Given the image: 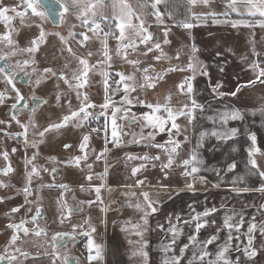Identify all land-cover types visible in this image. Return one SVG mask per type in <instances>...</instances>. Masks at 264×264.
I'll use <instances>...</instances> for the list:
<instances>
[{
	"label": "crops",
	"instance_id": "0c3cea01",
	"mask_svg": "<svg viewBox=\"0 0 264 264\" xmlns=\"http://www.w3.org/2000/svg\"><path fill=\"white\" fill-rule=\"evenodd\" d=\"M58 1L64 5V0ZM126 2L135 12L141 14L142 19H145V26L153 29L156 18L151 15L153 10L150 7L141 8L146 0H126ZM212 2L214 3L215 0ZM105 4L106 7L102 11L109 19L98 20V22L104 25H115L116 21L112 17L119 14V4L117 3L115 10L110 0H105ZM158 8L165 14L162 18L163 23L158 24L186 34L191 49L194 45L198 50L194 53L195 62L206 68L208 73V75H201L197 71L198 75L192 80L194 91L191 99L194 98L197 103L203 105V111L198 109L196 119L189 122L191 139L189 157L195 151L198 159L203 162L199 165L201 171L196 175L204 177V180L197 178L194 188L191 189L187 187L174 189L169 186L149 189L120 187L114 195L118 198L114 208L111 209V206L100 202V205L97 204L98 208H94L96 206L89 208L88 226L99 227V230L90 233L89 239L101 246L102 259L88 260V264H145L141 256L134 255L143 241H147V247L143 249L148 253L147 264H163V261L170 256L181 258L180 264H189L193 255L198 256L204 248L212 254L205 257L206 264L209 259H215L216 253L226 242L229 243L226 257L232 261V264H236L235 260L238 258L241 264H264V232H262L264 207H261L264 205V194L255 191L264 185V177L250 171L249 163V149L254 147L250 135L255 134V147H258L260 152L253 153L251 158L257 161L258 170L264 171V113L260 111L264 109V83L256 80V73L249 66L253 61H259L264 67V28L259 26V22L264 20V17L258 15L253 19L241 20L245 23L233 27L229 21L217 17L222 15L211 16L209 13L212 11L208 9L209 7L205 8L197 4L189 10L187 0H167V3H161ZM144 12L148 13L146 17L143 15ZM169 12L172 13L171 17L167 15ZM190 12L209 14L206 15L208 19L192 20L191 22L196 26L192 29H184L179 26V22L188 17ZM212 18L222 22L217 23V20ZM63 19L76 21L78 25L83 18H78V10L73 8L64 12ZM133 23L138 24V21L133 20ZM257 53L259 55H256ZM249 81L256 82L249 84ZM216 85L221 87L214 92L213 88ZM241 85L244 87L236 96L221 97L217 94L218 92L231 93ZM230 109H239L244 118L222 123L218 114ZM233 128L238 129V133L231 139H221L211 135L213 131L223 134ZM203 133L208 135L203 138L201 146ZM232 163L236 164V168L229 171L228 166ZM190 178L189 183H192V177ZM198 180L206 187H198L196 185L199 184ZM234 181H236L235 185ZM233 187H248L253 191L234 192ZM143 192L150 194V199L158 208L156 213H151L147 217V225L144 222H138L139 215L144 211L135 207L140 202L132 198L133 193L140 195L142 197L140 204L143 205L141 195ZM93 209L97 211H92ZM206 209H216V211L208 217L201 216L199 222L207 221V226L199 230L198 242L193 244L189 237L197 235L195 216ZM229 215H233L231 221L233 224H236L241 216L243 217V225L239 231L229 230L224 226V219ZM252 223L256 224V229L251 235L254 237L253 247L258 254L249 260L243 249L248 244V228ZM140 224L139 229L135 230L134 226ZM160 225H163V228ZM170 227L180 230L175 244H171L172 233L168 231ZM126 228L130 229V234L142 230L143 238H134V241L133 234L123 237L127 232L124 230ZM230 232L233 238L228 241ZM212 236H217L218 239L211 244L203 243ZM186 244L187 250L181 252ZM168 245H171V248L166 251L165 246ZM89 254L88 248V256ZM91 255H95V249L92 250ZM196 264L201 262L197 261ZM220 264H223V261Z\"/></svg>",
	"mask_w": 264,
	"mask_h": 264
},
{
	"label": "rangeland",
	"instance_id": "374dc122",
	"mask_svg": "<svg viewBox=\"0 0 264 264\" xmlns=\"http://www.w3.org/2000/svg\"><path fill=\"white\" fill-rule=\"evenodd\" d=\"M205 7V6H204ZM206 8V7H205ZM210 11L217 14L225 12V4L223 0H215L212 5L208 8ZM258 16V15H256ZM221 17L223 20L229 21V23L241 20L253 19L255 16L251 15H239L235 12L230 13L227 16H217ZM208 19V18H206ZM215 19V18H212ZM217 20V19H215ZM101 23V28L104 32H115L118 34V29L114 25ZM159 22L155 18V25L153 29L148 28V31L152 33L154 40L149 42L148 46L153 47V51L144 55L146 51V46L140 44L139 47L133 51L132 49H127V59H125L117 49L121 48V42L117 40L113 35L107 37L104 36L103 32L94 34L88 30V27L84 26L82 21L78 22V25L71 20L63 19L61 26L52 31L51 33H45V42L42 43V56L41 57V68L52 67L56 74L52 75L50 80H42L40 82V90L38 94L41 97H45L48 101V105L42 108L38 115V122L41 124V132L49 125L60 123L65 115L70 114L68 101H71V110H77L80 106L81 101L77 98V90L81 93H87L89 100L93 102L97 107L91 109L98 118H90L88 121L84 122L82 127H77L75 123H69L66 127L51 130L46 132L44 139H55L56 145L58 147V156L62 157L61 161L70 160V158L77 155H82L79 148V144L82 142V137L85 134H90L89 147H87L88 159L87 161H82L79 167L71 164L67 170L70 172L72 183L69 184L67 190L61 188L57 192L56 196H53L52 203L50 206V213L53 219L57 223L66 219L65 209V193L72 192L71 200L78 201L79 204L84 202L86 207L98 208L97 203H105V205L111 206V209L115 207L118 198L114 196L116 191L120 187H143L146 188H160L162 186H169L174 189H183L187 187V184L191 181L190 177L183 175L185 171L184 167L180 163H174L173 167L168 170L166 178L165 172L161 169V163L166 162V153L164 149L157 148L154 145L161 144L168 146V141L170 140V124L166 127L164 132H159L153 129L151 126H146V121L141 120L140 123L132 124L125 119H121V113H118L117 119V131L119 144L117 145L116 140L112 137V125H111V112L112 108L108 109L107 116H100L99 113L101 109L99 105L105 102V84L104 81L106 77L102 75L104 72L110 74L107 77L108 91L107 94L111 97L112 103L116 107L129 108L131 111L129 117L132 114H136L140 117L142 113H148L151 109L144 106L143 103L137 101L145 102L148 104H165V97L171 93L172 100L171 105L176 107H181L185 103L190 104L191 94L181 93L178 90V85L181 84L185 78L192 75L191 71H167L169 68H180L186 69L190 61L195 62L194 53L190 47L188 36L183 34V32H177V29H167L163 25L158 24ZM75 24V25H74ZM146 27V26H145ZM131 30H126V35L130 34ZM165 31H167V40L169 43L165 44ZM63 35L67 39V43L61 41L58 35ZM70 33H74L72 36ZM81 33H86L90 39L84 41ZM106 41L107 51L111 56V60H107L103 55L105 50ZM160 43L163 55L160 60L154 59L155 56L161 55L160 50L154 48V43ZM71 48V52L68 49ZM91 53L92 55H88ZM179 55V59H176ZM87 59L89 64V72L87 76V84L79 89L70 88L64 80L60 79V74H63L70 83L77 84V81L73 79L74 74L79 75L82 71V66L79 63V59ZM128 60H138L140 63L133 66L128 63ZM110 65V67H109ZM144 69H148V74L151 76H156V74H163V79L156 82L155 88H137L135 92L125 93L123 86L120 85L118 89L117 81L119 77L117 73H124L125 75H135L138 80H143L145 75ZM198 72L196 73V76ZM57 95L60 96L59 101L57 100ZM127 95L128 99L132 101L128 104L125 100ZM159 115L166 116L163 112V108ZM177 123L181 126L179 134H176L175 129L171 130V138L178 140L181 143V147L178 149L177 160L189 158V150L191 146V139L189 134V120L186 117H180ZM92 129H99V131H92ZM40 132V131H39ZM149 133H154L155 139L140 140V137H148ZM1 137V136H0ZM140 140L139 143L133 142V140ZM72 145V152H65L63 146L65 144ZM105 148L107 151L105 152ZM101 152H104V156L97 159V156ZM148 155L149 157L159 155L160 160L154 161L152 163H147V166L141 169L135 176L132 175V169L134 167H139L140 164L146 163L141 159H128L129 156L132 157H142ZM67 156V157H66ZM70 157V158H69ZM61 161L58 165L61 166ZM153 163L155 166H153ZM90 164L92 167L89 169L86 165ZM107 170V171H106ZM91 176L90 180L91 189L82 190L81 186L84 183L85 176ZM143 180V185H138L137 181ZM198 187H206L204 183L200 180ZM100 187V193H103L101 199L99 193V199L97 198V193L95 189ZM188 189V187H187ZM122 196V195H121ZM141 203L142 197L138 194L132 195ZM150 196V194H149ZM91 201L92 203H88ZM136 202V201H135ZM100 205V204H99ZM108 207V206H107ZM92 211H97L93 209ZM102 212L100 214V219L102 220ZM89 214H85L74 217V222H79L80 220H88ZM144 217V212L139 215L138 222H144L142 220ZM97 218V217H96ZM111 218V217H110ZM101 226V224H99ZM141 226V224L139 225ZM137 230V228H134ZM127 231L124 233L123 237H129L130 229H124ZM144 236V234H143ZM139 238L135 233L133 234V239ZM220 247L222 245L219 244ZM237 259L235 260V262ZM240 264L242 263L239 259Z\"/></svg>",
	"mask_w": 264,
	"mask_h": 264
},
{
	"label": "snow or ice",
	"instance_id": "6c2138e0",
	"mask_svg": "<svg viewBox=\"0 0 264 264\" xmlns=\"http://www.w3.org/2000/svg\"><path fill=\"white\" fill-rule=\"evenodd\" d=\"M111 5L113 9L115 10L117 3L119 4L120 7V12L118 15H114L112 17L113 20L116 21L114 27L118 29V34L115 32H104V30L101 28V23L99 21H107L109 19L108 16L103 14V8L106 7L105 0H64V5L63 9L64 12H68L71 9L75 8L78 10V18H83L82 23L84 26L88 27V30L93 32L94 34H97L99 32H103L104 36L107 37L109 35H113L117 40L121 42V48L117 49L121 53V55L127 59V49H132L135 51L140 44H143L146 46V51L144 52V55H148V53L153 51V47L148 46L150 41H153V35L151 32L148 31V28L145 27V19L141 18V14H138L135 12L129 4H127L126 0H110ZM225 4V12L217 14L215 12L209 13L211 16L215 17L217 15H224L227 16L230 13H237L239 15H251V16H256L259 15L260 17H264V0H223ZM161 3H167V0H146L144 4L141 5L142 9H147L151 8L153 11L151 12V15H154L156 17V20L159 23H163V16L165 15L164 13L160 12L158 5ZM212 3V0H187V4L189 5V10L191 7L196 6L197 4H201L205 7H210ZM22 6L24 8V11H19L17 7H4L0 6V19L4 20L5 22L10 23L15 17H20L21 22L26 18L28 15L27 10H31L32 15L35 17H38L41 21H45L48 19V13L45 11L38 10L39 7H41V0H22ZM12 12L14 15H7V13ZM209 14H197L194 12H190V15L186 17L184 20L179 22V26L183 27L184 29H192L196 25L192 23V20H200V19H205L206 15ZM143 15L146 17L148 15L147 12H144ZM169 17L172 16V13L169 12L167 13ZM133 20L138 21V24H134ZM61 22H63V14H61ZM217 23H220L222 21L217 20ZM245 23L244 21H235L232 22L233 27H237L239 24ZM40 27V34L38 37L33 39L31 41V47L25 48V49H18L15 47L16 41L12 39L11 32L5 33L4 35H0V43H3L5 47L8 49L7 51H0V61H6L10 60L11 57L17 55L18 52H28V53H33L39 50L40 44L45 42V32L43 29V24L41 23L38 25ZM251 27V25H246ZM259 26L261 28H264V20H261L259 22ZM126 30H131L130 34L126 35ZM56 35L59 36L61 41L67 43V39L63 36L60 35L59 33H56ZM70 35L74 36V33H70ZM80 35L83 36L84 41H87L90 39V37L86 33H81ZM165 35V40L164 43L167 44L169 41L167 40V31L164 33ZM105 44V50L103 55L106 57L107 60H111V56L109 55V52L107 51V46H106V41L104 42ZM154 48L156 50H160L161 55H157L154 57L156 60H160L161 56L163 55V51L161 49L160 43L156 42L154 43ZM68 51H72L71 48L68 49ZM193 53L198 51L195 46L193 45L192 48ZM89 56L92 55L91 53L88 54ZM256 55H259L257 53ZM176 59H179V55H177ZM24 66L29 64V61H24ZM34 63V61H33ZM79 63L82 66V71L80 72L79 75L73 76V79L77 81V84H72L68 81V79L63 75L60 74V79L64 80L66 84L69 85L70 88H82L87 84V76L89 72V64L87 59L80 58ZM128 63L132 64L133 66L139 64L140 62L138 60H128ZM24 66H21L19 64L13 66L12 64H5L4 66L0 67V74H3L4 76V82L8 85L11 86L12 91L16 93V99L17 103H14L12 105V114L11 118L16 122V124L20 125V127L23 129V132L20 133L19 135H23L25 138V142L27 143V132H28V125L27 124H22L21 121L17 118V112L20 110L18 108V102L23 101L25 97L21 95L20 90L16 87L15 84V78L19 74L16 69L19 68L20 71H24ZM250 68L256 73V80H258L260 83H264V67L261 66V63L259 61H253L250 65ZM110 67V65H109ZM8 69V71H6ZM36 69H33V72H35ZM167 71H191L192 75L190 77L185 78V80L178 85V90L181 93H187V94H192L194 89H193V84L192 80L195 79L197 71L201 75H208L206 68L203 66L199 65L198 63L194 61H190L186 67V69H180V68H169ZM145 75L143 77V80H138L135 75H125L124 73H117L116 75L119 77V80L116 82L119 86L122 85L125 93L128 92H135L137 88H155L156 87V82L159 80L163 79V74H156V76H151L148 74V69H144ZM45 74H51L53 76L57 75L56 72L53 71V69L48 68L44 69ZM106 77L104 84H105V102L99 105V108L101 109L99 115L100 116H107L108 115V109L112 108L111 112V125H112V137L114 140H116L117 145L119 144V140L117 139L118 137V125H117V119L118 113H121L122 115L120 116L121 119L127 120L129 123L136 124L140 123L141 120L146 121V126H151L153 129L158 130L159 132H164L166 130V127L170 124V128L168 129L170 132V140L168 141V146L166 147L165 145L161 144H156L154 145L157 148H162L164 149L166 153V162L161 163L160 167L161 169L165 172V178L167 175L168 170H170L174 163H180L183 165L185 171L182 173L183 175L187 177H192L193 182L187 184L188 188H194V183L195 180L198 178L201 181L204 180V177L200 176L197 177L196 174H198L201 171V168L199 165H201L203 162L198 159V155L195 151L192 152L189 158L187 159H182V160H177L176 158L178 157V149L181 147V143L174 139L171 138V130L175 129L176 134H179L181 130V126L177 123V120L180 117H186L188 118L189 122L191 123L196 119V111L199 109L203 111V105L197 103V101L192 98L190 99V104L185 103L181 107H176L174 108L171 105V100L172 96L171 93H169L165 97V104L161 105L159 103L153 105V104H148L145 102L137 101L139 103H143L145 107L151 109L150 112L148 113H142L140 114V117H137L136 114H132L131 117H129L130 109L129 108H121V107H116L112 101L111 97L107 94L108 91V83H107V77L110 76L108 72L102 73ZM41 80L38 78L35 83L37 86H39ZM256 81H249V84H254ZM31 83V81H29ZM221 85H216L213 88V91H217L218 88H220ZM244 87V85H241L236 88L235 91L231 93H224V92H218L217 94L221 97L225 95H231V96H236L237 93L241 90V88ZM77 98L81 101L80 106L77 110H71V101H68L69 104V109H70V114L65 115L60 123L52 124L49 125L48 128H45L44 131L39 133L40 137H44L45 133L51 130H56L60 129L63 127H66L69 123H75L77 127H82L84 125V122L88 121L90 118H98L96 114L93 111H90L91 109H95L97 105H95L93 102L89 100V97L87 93L81 94L77 90ZM5 99L4 93L0 92V103H2ZM33 100L37 99L36 97H32ZM60 96L57 95V100L59 101ZM125 100L128 104H131L132 101L128 99L127 95L125 96ZM42 103H47V101H42ZM29 105L25 103L23 105V108H28ZM163 108V112L166 113V116L159 115L158 113L161 112V109ZM262 113H264V109H260ZM31 112L35 114L36 108L33 107L31 109ZM255 114V113H253ZM219 119L221 120L222 123H227L229 120H242L244 118L243 113L239 109H230L226 110L224 112H221L218 114ZM6 122L4 120H0V124H5ZM32 123V122H30ZM10 126V124H9ZM35 127L36 125L33 123L32 125ZM92 131H99V129H92ZM238 133V129H231L228 132H225L223 134L218 133L213 131L211 133L212 136H217L221 139L228 138L231 139ZM8 135H11L10 133ZM208 133H203L201 135V146L203 142V138L207 136ZM144 139H149V140H154L155 135L154 133H149L148 137H140V140ZM250 139L252 141V144L254 147L249 149V156H250V171L257 172L258 175L261 177H264V171H259V166L257 165V161L254 158H251L253 153L260 152V149L258 147H255V142H256V136L255 134L250 135ZM90 140V134H85L82 137V142L79 144V148L81 150L82 155H77L73 158H71L69 161H66L68 164H74L75 166L79 167L81 165L82 161H87L88 159V153H87V147L89 144ZM140 140H133V142L139 143ZM32 147H37L36 142H32ZM64 147L71 148V145H64ZM15 151V149H13ZM105 152L107 149L105 148ZM4 158L7 160L8 159V152L4 151L3 152ZM104 156V152H101L99 156H97V159H100ZM128 159H141L145 161L146 163H142L139 165V167H134L132 169V175L135 176L138 172L141 171V169L145 168L147 166V163H152L154 161H159L160 156H152L149 157L148 155H144L142 157H132L129 156ZM35 160V155L28 160L26 163H32V161ZM89 169H91V165L88 164L86 165ZM153 166L155 164L153 163ZM236 168V164L232 163L228 166V170L232 171L233 169ZM13 171V169L9 166L4 170V175H7L9 172ZM44 171H48V169H44ZM107 171V170H106ZM52 173H56L57 169L52 168L51 169ZM39 170L33 166L31 171L28 173V183L29 185L31 184V178L33 175H38ZM88 180H91L92 177L89 175L87 177ZM144 181L143 180H138L137 184L138 185H143ZM236 181L233 182L235 185ZM53 185H49V187H52ZM0 187H7V185H4L3 182H0ZM57 187L64 188L67 190V185L60 184ZM24 193L25 195H31V191L29 187L24 188ZM97 193V198L99 199V193H100V187H97L95 189ZM232 191L234 192H249L253 191V189H250L248 187H243V188H237L233 187ZM255 191L260 192L264 194V185L260 186L259 188L255 189ZM132 195H136L133 193ZM143 196V205L138 203L135 205L136 208H139L144 211V224L147 225L148 219L147 217L151 213H156L158 211V208L155 206V203L150 199L149 193L148 192H143L141 193ZM3 198H0L2 200ZM88 203H92L89 201ZM261 207H264V205H261ZM13 213L18 212L19 208H13L11 209ZM216 211V209H206L203 213H197L195 216V220L197 221L195 228H196V233L197 235L190 236L189 239L193 244L198 242V233L199 230L205 226H207V221L204 223H200L201 216L203 217H208L211 215L212 212ZM72 214V209L68 208L67 209V215L71 216ZM40 213L37 211L36 216L32 218V221L35 223V221L38 219ZM234 215H238L234 213ZM233 220V215L226 216L224 219V226L227 227L229 230L231 229H236V231H239V228L242 227L243 225V217L241 216L240 220L236 223L233 224L231 221ZM61 222H63V217L61 219ZM27 222L23 221L20 224H9L8 227L11 229H14L15 232L10 238V245L15 246L17 244V240L19 239V231L22 230L25 235H28L30 232V229L25 227V224ZM88 221H85V224H87ZM171 224V221H169ZM187 223V221L185 222ZM137 229H139V225H135ZM161 228H163V225H160ZM83 229V225H73V233L76 232L77 229ZM90 231H84L82 234L85 236H89L90 233H93L96 231V228L89 225ZM256 229V224L252 223L249 228H248V244L247 246L243 249L244 254L247 256L249 260H252L258 253L256 249L253 247V239L254 237L251 235V233L254 232ZM170 233H172V240L171 244H175L176 242V236L180 234V230L176 229L174 227H170L168 230ZM262 232H264V228H262ZM33 235L39 237L42 234L46 235V232L44 229H39L37 226V230H35ZM137 236H140L143 238V231L138 230L135 233ZM69 237L74 239V236L71 233H57L54 237L53 240L56 241L57 237ZM232 235L231 232L229 233L228 236V241L232 240ZM218 239L217 236H212L210 239L204 241V244H211L214 240ZM89 256L88 260H96V259H102V248L101 246H98L94 244V242L89 239ZM66 245H59V244H54L55 247V259L63 260V264H69V255L67 253H64L63 255L60 252V248ZM147 247V241H143V243L140 246V249L138 252L134 253V255H139L141 256L145 264H147V259H148V253L144 251ZM171 248V245L165 246V250H169ZM188 248V245L186 244L183 249H181V252L186 251ZM95 249V255H91L92 250ZM229 249V243L226 242L225 245L216 253V257L214 260L209 259L206 264H220L221 261H223V264H232V261L229 260L226 257V253L228 252ZM173 252L175 249H171ZM16 252H19L21 256H28L27 252H22L19 247L15 248ZM212 254L206 250V248L201 249L200 254L197 256L196 254L193 255V258L189 261V264H196L197 261L201 262V264H205V257H209ZM5 259L9 260V264H12V262L17 261L18 257L16 255H10V256H0V261H3ZM180 259L177 258L176 256H170L167 259L163 261V264H180ZM55 264V260L53 262ZM78 264V262H77ZM236 264H240L239 258L236 261Z\"/></svg>",
	"mask_w": 264,
	"mask_h": 264
},
{
	"label": "flooded vegetation",
	"instance_id": "af4514ba",
	"mask_svg": "<svg viewBox=\"0 0 264 264\" xmlns=\"http://www.w3.org/2000/svg\"><path fill=\"white\" fill-rule=\"evenodd\" d=\"M0 6L17 7L19 11H24L22 0H0ZM38 10L43 11L41 7ZM27 11L28 15L23 22H21V18L18 16L10 23L0 19V35L11 32L12 39L17 42L15 47L18 49L32 46L31 41L40 34V27L38 25L41 23L43 24L45 33H51L58 29L48 19L41 21L38 17L32 15L30 9ZM7 15H14V13L9 12ZM42 46L41 43L39 50L36 52H18L10 60L0 61V67L9 63L13 66L17 64L24 66L23 62L29 61V64L24 66V71H20L19 68L16 69L19 74L15 78L16 87L20 90L21 95L25 97L23 101L18 102L20 110L17 112V118L22 124L28 125L27 143L24 136L19 135L23 132V129L11 118L12 105L17 103L16 93L12 91L10 85L4 82L3 74H0V92L4 93L5 96L4 101L0 103V120L6 122L5 124H0V182L7 185V187H0V198H3L0 200V256L16 255L18 260L12 262V264H53L54 260L55 264H63L62 259H55L54 244H59L66 245V247L62 246L60 248V252L62 255L64 253L69 255V264H77V262L78 264H88L89 236H85L82 233L90 231V228L88 223L85 224L84 220L73 223L75 221L73 218L79 217L86 212L88 213L90 207H86L84 202L79 204L78 201L71 200L72 192H66L64 194L66 202L64 217L66 219L63 222L57 223L50 213L53 196L55 197L57 192L61 190L57 186L64 184L68 187L73 180L69 175V170H67L71 164L66 163L67 158H65L66 161L60 160L62 157L58 156L56 140L51 138L44 139L39 136L41 124L38 122V115L42 108L47 107L48 101L45 97H41L38 94L41 85L37 86L35 81L38 78L41 81L50 80L52 75L45 74L44 69H53L52 67L41 68V57H43ZM7 50L5 45L0 43V51ZM34 68L36 69L35 72H33ZM53 71L55 72L54 69ZM32 97H36L37 99L33 100ZM42 101H47V103H42ZM25 103L29 105L28 108H23ZM33 107L36 108L35 114L31 112ZM33 123L36 125L35 127L32 126ZM9 133L11 135H8ZM34 141L37 144L35 148L32 147V142ZM4 151L8 152L7 160L3 156ZM62 151L70 153L72 152V147L67 149L64 147ZM34 155L35 160L32 163H26ZM59 161L62 162L61 166L58 165ZM9 166L13 171L4 175V170ZM33 166L39 170V174L32 176L31 184L29 185L28 173ZM52 168L57 169L55 174L51 172ZM44 169H48V171H44ZM87 177L83 178L84 183H86L81 186L82 190L91 189V182ZM49 185L53 186L49 187ZM25 187L30 188L31 195H25L23 191ZM100 197L102 199L103 193H100ZM13 208H19V211L13 213L11 211ZM68 208L72 209L71 216L67 215ZM78 209L81 210L78 211ZM37 211H39L40 215L34 223L32 218L36 216ZM23 221L27 222L25 227L29 228L30 232L28 235H25L20 230L17 244L12 246L10 245V238L15 230L9 228L8 225L20 224ZM73 225H83V229L78 228L73 233ZM37 226L39 229H44L46 235L42 234L39 237L33 235L32 233L37 230ZM97 230H99V227H96ZM57 233H71L74 239L65 236L57 237V240L54 241L53 237ZM16 247H19L22 252H27L28 256H21L19 252L15 251ZM0 264H9V260L0 261Z\"/></svg>",
	"mask_w": 264,
	"mask_h": 264
},
{
	"label": "water",
	"instance_id": "95a60500",
	"mask_svg": "<svg viewBox=\"0 0 264 264\" xmlns=\"http://www.w3.org/2000/svg\"><path fill=\"white\" fill-rule=\"evenodd\" d=\"M41 5L42 10L48 13V20L51 24L59 28L62 24L61 14H64L63 4L58 0H41Z\"/></svg>",
	"mask_w": 264,
	"mask_h": 264
}]
</instances>
